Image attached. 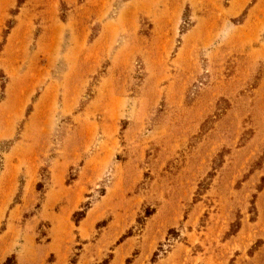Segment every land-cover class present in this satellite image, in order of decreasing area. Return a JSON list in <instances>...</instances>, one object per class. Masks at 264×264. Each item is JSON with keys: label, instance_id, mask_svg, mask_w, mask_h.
<instances>
[{"label": "rangeland", "instance_id": "obj_1", "mask_svg": "<svg viewBox=\"0 0 264 264\" xmlns=\"http://www.w3.org/2000/svg\"><path fill=\"white\" fill-rule=\"evenodd\" d=\"M0 264H264V0H0Z\"/></svg>", "mask_w": 264, "mask_h": 264}]
</instances>
